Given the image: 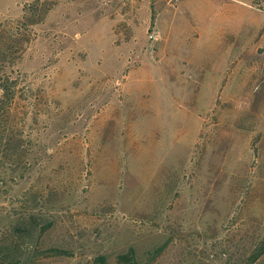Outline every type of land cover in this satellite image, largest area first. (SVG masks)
Wrapping results in <instances>:
<instances>
[{"label":"rangeland","instance_id":"obj_1","mask_svg":"<svg viewBox=\"0 0 264 264\" xmlns=\"http://www.w3.org/2000/svg\"><path fill=\"white\" fill-rule=\"evenodd\" d=\"M0 53L8 262L264 264V0H0Z\"/></svg>","mask_w":264,"mask_h":264},{"label":"trees","instance_id":"obj_2","mask_svg":"<svg viewBox=\"0 0 264 264\" xmlns=\"http://www.w3.org/2000/svg\"><path fill=\"white\" fill-rule=\"evenodd\" d=\"M1 67H0V93L2 97L0 99V114L5 113L6 111L5 105H7L9 102H11L14 99V94L11 92V88H14L13 81L11 80V77L7 74V72L2 70ZM35 225H36L35 219L32 218L29 222L26 223L25 227L16 228V230H18V233L16 234L24 237L26 233H30V229L34 228ZM15 248H10L6 245L0 244V264H17L15 260H11L12 261L11 263L8 262L9 258H11V255L13 254V251L11 250ZM161 249L162 248L155 249L154 254L158 255ZM150 252L152 253L153 251ZM47 253L53 255H61L67 252L59 247H52L47 250ZM116 259L119 264H147L151 261L150 257H148L146 260L143 257L141 258L135 247H130L126 252L118 254ZM94 264H108V259L106 256H98L95 258Z\"/></svg>","mask_w":264,"mask_h":264}]
</instances>
